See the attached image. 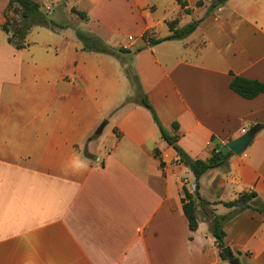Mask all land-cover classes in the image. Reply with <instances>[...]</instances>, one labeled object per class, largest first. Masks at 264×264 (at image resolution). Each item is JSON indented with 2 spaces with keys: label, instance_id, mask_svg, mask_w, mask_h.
Returning a JSON list of instances; mask_svg holds the SVG:
<instances>
[{
  "label": "crops",
  "instance_id": "crops-1",
  "mask_svg": "<svg viewBox=\"0 0 264 264\" xmlns=\"http://www.w3.org/2000/svg\"><path fill=\"white\" fill-rule=\"evenodd\" d=\"M150 1L88 0L82 28L112 49L135 51L146 31L171 34L156 33L171 20H156ZM178 1L177 28L200 20L197 30L146 45L132 67L166 131L192 159L207 160L264 125V94L248 100L230 88L233 75L264 83V0H228L210 14L212 0H185V9ZM198 1L205 5L193 12ZM9 2L0 0V264H230L201 206L198 230H190L183 188L193 192L196 179L150 111L114 99L115 80L104 73V58L113 56L102 53V73H79L76 93L74 62L60 67L63 42L29 40L24 49L9 43L2 29ZM184 17L191 21L183 25ZM92 77L103 104L113 107L102 109L112 120L102 141L91 139L97 126L84 121ZM199 185L216 215L228 214L222 202L245 192L264 202V128ZM224 230L238 264H264V214L244 210Z\"/></svg>",
  "mask_w": 264,
  "mask_h": 264
},
{
  "label": "trees",
  "instance_id": "trees-1",
  "mask_svg": "<svg viewBox=\"0 0 264 264\" xmlns=\"http://www.w3.org/2000/svg\"><path fill=\"white\" fill-rule=\"evenodd\" d=\"M179 1L181 2L182 0ZM227 1L228 0H214L208 10V14L212 13L219 5H224ZM181 6L185 9L188 6L187 1H183ZM198 6H203V2H199ZM12 8H14V12L16 14H19L21 16V23L19 24V27L17 29L13 30L10 27V22L7 20L2 25V29L10 35L8 39L9 43L17 49L26 48V37L29 30L33 26H44L50 27L52 29L63 28V26L61 27L53 21L48 20V18L41 12L40 5L35 0H10L8 8L5 11V15H7V13L11 11ZM74 12L77 13L83 20L88 19L86 13L78 11ZM185 12L187 14H191L192 10L188 8L185 10ZM200 22V20L194 21L182 28H177L179 22L178 20H173L167 23L171 32L170 35L163 38H155L154 36H149L150 31H146L142 39L146 41V45L149 46H154L165 41L182 40L193 34L197 30ZM78 37L84 43V50L114 55L117 57H119L120 55L131 56L130 62L128 64L124 63V71L126 76L135 87L136 96L129 97L126 101V104H138L150 111L155 123L160 129L162 137L170 146H172L176 150L179 157L178 162L187 166L194 174V177L196 179V189L191 192L187 187H184V196L182 198L183 211L188 220L189 228L192 232H196L198 230V207L201 206L205 215L212 221L211 232L213 237L216 239L218 248L221 250V257L224 260L228 261V257L222 252V250L227 247V245L225 244L226 232L224 230V225L227 222L231 221L238 213L247 209H252L264 214V202L254 191L245 192L234 201L222 202L225 207L230 209V212L225 215H216L215 212L210 209L211 203L203 199L200 195L199 180L201 179V177L209 170L226 167L229 158L232 156V153L228 152L224 154L221 152V149L218 148L217 151H214L209 159L195 160L192 159L187 153H185L184 150L177 144V137L171 136L166 131L158 117L154 106L150 102L148 96L145 94L136 71L132 67V56L134 54H137L138 52H141L145 48V46L139 47L135 51H131L126 48H121L120 51H117L115 49H112L102 39L95 35L78 31ZM230 88L234 93L248 100L255 99L259 95L264 94L263 82L247 79L236 75H233ZM257 126H259L261 129L264 128V125ZM175 127H178L177 124H175ZM156 154L158 155V151L156 152ZM85 156L90 159H94V156L90 155L87 152H85ZM161 164L162 166L165 165V163L163 162H161Z\"/></svg>",
  "mask_w": 264,
  "mask_h": 264
},
{
  "label": "rangeland",
  "instance_id": "rangeland-1",
  "mask_svg": "<svg viewBox=\"0 0 264 264\" xmlns=\"http://www.w3.org/2000/svg\"><path fill=\"white\" fill-rule=\"evenodd\" d=\"M35 1L40 5L41 12L48 18V20L53 21L61 27L63 26V28L52 29L50 27L44 26H33L27 34L26 42L31 40L32 42H47L48 44L55 43V41L64 43V46L58 50L59 63L62 65H60V67H63L64 65L71 67L74 62L76 70L74 69V71L69 72V74L73 73V75L75 76L74 80L76 85V93H78L82 88V83L78 81V79H80L79 73L83 72L87 76H90V74L95 72V69L102 73V69L104 71L107 68L106 63H109L108 71L107 73L104 71V73H110V75H112L115 80L112 83L113 90L115 91V94L113 95L114 99H117L118 101L120 98V100H122L123 98V101L126 103L129 96H136L135 87L133 86L129 78L126 76L125 71L122 69L121 65V62L128 64L130 62L131 56L120 55L119 57H117L111 55L113 56L112 58H104L107 62L104 63L106 65L102 66V53L84 50V43L78 37V31H82L87 34L91 33H89L86 29L82 28L81 23L83 22V19L74 11L83 12L87 14V11L90 6L88 0ZM183 1L185 0H182L181 2L178 1V4L181 6ZM213 1L214 0H212V2ZM212 2H210V4ZM198 3L199 1L193 3V12L196 11L197 8L202 7L198 6ZM150 4L154 7L150 10H152L151 14L156 20H178V22H180L183 13L180 15V17H178V12L176 13L177 2L173 3L172 0H152L150 1ZM203 4L205 5V2H203ZM108 11L113 12L109 9ZM5 19L6 21L8 20L10 22V27L13 30L17 29L19 27V24L21 23V16L14 12V8H12L11 11H9L7 15H5ZM190 21L191 19L189 17H184L183 25ZM166 23L167 22H163V24L157 28L156 33L159 36L168 33L169 27ZM149 36H154V31H150ZM48 37L52 38L53 40L51 41L47 39ZM144 46H146V41L140 39L139 44L135 49ZM32 47H34L35 49H40L39 44L33 45ZM120 49L121 48H115V50L117 51H120ZM65 59H68L67 64L66 61H64ZM112 61L115 62H113L112 64ZM99 62L100 65H98ZM95 80L96 79L92 77L89 83H85L86 88L84 92L87 95L88 99H85L86 103L83 106V110L85 111L84 121H88L90 123L95 124V126L97 127L94 134L98 135L97 133L99 129L105 123L106 124L104 128H107L108 123L111 120V113L106 117L102 118V109L103 111H107L108 109H112L113 107L110 105L103 104L104 100L102 99V92L99 91V94H97V91L93 89ZM78 117L80 118L82 117V115L76 116V121H79ZM110 128L111 126L107 128L105 135L109 132ZM96 135H93L91 138H96V140L98 139L99 141H102V134L98 136Z\"/></svg>",
  "mask_w": 264,
  "mask_h": 264
},
{
  "label": "water",
  "instance_id": "water-1",
  "mask_svg": "<svg viewBox=\"0 0 264 264\" xmlns=\"http://www.w3.org/2000/svg\"><path fill=\"white\" fill-rule=\"evenodd\" d=\"M105 124L99 129L97 133L98 135L102 134ZM260 130L261 128L257 125L252 127L239 138L223 146L221 148V152L224 154L231 152L236 156H241L246 151V149L252 144L255 136ZM193 189H196V185H193ZM222 252L228 257V259L230 260V264H238V260L233 257V254L229 247L224 248Z\"/></svg>",
  "mask_w": 264,
  "mask_h": 264
},
{
  "label": "built area",
  "instance_id": "built-area-1",
  "mask_svg": "<svg viewBox=\"0 0 264 264\" xmlns=\"http://www.w3.org/2000/svg\"><path fill=\"white\" fill-rule=\"evenodd\" d=\"M246 131H244V133H245Z\"/></svg>",
  "mask_w": 264,
  "mask_h": 264
}]
</instances>
